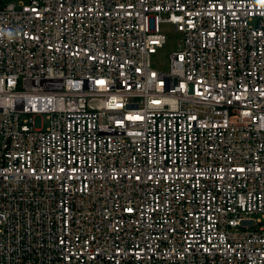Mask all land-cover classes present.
<instances>
[{"label": "built area", "instance_id": "built-area-1", "mask_svg": "<svg viewBox=\"0 0 264 264\" xmlns=\"http://www.w3.org/2000/svg\"><path fill=\"white\" fill-rule=\"evenodd\" d=\"M0 264H264V0H0Z\"/></svg>", "mask_w": 264, "mask_h": 264}, {"label": "rangeland", "instance_id": "rangeland-1", "mask_svg": "<svg viewBox=\"0 0 264 264\" xmlns=\"http://www.w3.org/2000/svg\"><path fill=\"white\" fill-rule=\"evenodd\" d=\"M4 2L9 0H2ZM26 2L28 0H25ZM161 32L167 37V41L162 48L157 50L150 59L152 69L159 72H167L170 69V56L177 52L182 45L183 35L171 24H161Z\"/></svg>", "mask_w": 264, "mask_h": 264}, {"label": "clouds", "instance_id": "clouds-1", "mask_svg": "<svg viewBox=\"0 0 264 264\" xmlns=\"http://www.w3.org/2000/svg\"><path fill=\"white\" fill-rule=\"evenodd\" d=\"M9 36H11V33H9Z\"/></svg>", "mask_w": 264, "mask_h": 264}]
</instances>
